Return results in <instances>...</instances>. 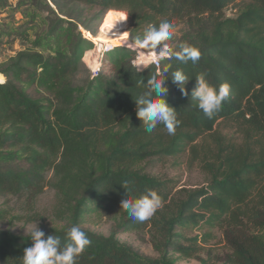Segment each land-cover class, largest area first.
<instances>
[{"label": "trees", "instance_id": "1", "mask_svg": "<svg viewBox=\"0 0 264 264\" xmlns=\"http://www.w3.org/2000/svg\"><path fill=\"white\" fill-rule=\"evenodd\" d=\"M47 1L54 4L47 5L54 15L48 34L53 37L65 25L74 33L65 49L47 53L40 49L41 39L24 37L25 45L0 62V196L32 202L53 188L55 225L42 231L45 238L59 237L63 248L68 229L79 226L91 243L77 264H175L170 255L195 257L211 228L229 249L222 264H264V0ZM230 6L234 14L227 16ZM108 11L126 15L133 42L167 18L179 34L164 43L178 50L187 42L200 50V60L181 63L166 56L158 69L150 63L137 72L131 64L135 52L120 46L93 76L82 59L93 41L78 26L94 35ZM169 64L166 99L180 124L171 135L162 124L149 133L136 116L134 99L146 90L138 82L158 76ZM176 69L189 78L187 96L172 83ZM199 73L213 86L230 85L212 118L191 95ZM220 123L233 127L239 139L217 129ZM186 148L204 175L202 186L178 187L141 166ZM149 189L161 197L162 207L147 221L132 219L121 200ZM95 212L113 221L108 235L84 227ZM3 217L0 210V221ZM198 226L207 231L183 234ZM130 230L144 231L157 256L117 238ZM30 233L0 228V264H22L24 249L33 243Z\"/></svg>", "mask_w": 264, "mask_h": 264}, {"label": "rangeland", "instance_id": "2", "mask_svg": "<svg viewBox=\"0 0 264 264\" xmlns=\"http://www.w3.org/2000/svg\"><path fill=\"white\" fill-rule=\"evenodd\" d=\"M48 4L54 8V4L47 0H0V62L14 55L16 51L21 49L22 45H25L23 44L24 37H28L29 40L41 39L44 44L40 49L45 53L66 48V39L74 33L73 28H68L65 25L59 33L53 37L50 36L48 34L50 30L49 19H53L54 15L48 12ZM232 7L225 9L227 16L234 14ZM85 16L89 17L90 14L85 13ZM102 17L96 24V34L92 35L93 39L98 37ZM124 25L122 29L111 32L112 35H104L105 41L112 44L116 42V45L113 44L114 48L120 47L119 41L125 39V36L117 35L118 33L126 32V38L130 40L128 34L129 23L127 22ZM78 30L87 34L81 26H78ZM178 34L179 27L174 29L173 36ZM142 50L147 51L149 49ZM86 51L83 52L82 59L87 67H89V63L94 67L98 59L96 57H92V60L84 59ZM110 57V53L104 56L107 60ZM216 128L232 140L237 141L239 139L235 129L226 123H220ZM141 166L145 172L153 176H165L173 179L178 187L193 188L204 184V175L198 168L197 163L191 160V153L188 148L182 150L174 157L166 156L147 160ZM47 177H51V172L47 173ZM54 203L55 191L50 186L46 187L32 202L25 197L0 196V210L4 211V217L0 221V228L5 229L9 226L14 233L28 234L33 230L35 224L39 230L54 226L55 222L52 220ZM84 227L90 228L97 233L108 235L113 227V221L95 212L87 217ZM205 231H207L205 226L201 228L198 226L183 230V234L189 236L201 235ZM210 232L211 237L205 244H202L203 249L195 257H183L177 253H172L170 259L175 264H222L229 254V249L225 246L223 237L218 230L211 228ZM117 238L121 242L132 245L143 254L153 257L157 256L148 235L144 231L136 232L130 230L120 232Z\"/></svg>", "mask_w": 264, "mask_h": 264}, {"label": "clouds", "instance_id": "3", "mask_svg": "<svg viewBox=\"0 0 264 264\" xmlns=\"http://www.w3.org/2000/svg\"><path fill=\"white\" fill-rule=\"evenodd\" d=\"M175 25L167 18L162 19L158 24L149 26L143 37H137L133 43L136 49H151L156 55L148 56L142 54L137 62V72L146 69L151 62H158L160 57L167 56L175 58L181 63L191 61L196 64L201 57L200 50L183 42L178 45V50L167 48L163 44L173 37ZM171 69L167 65L160 69L159 75L151 76L146 82L139 81L146 90L135 98L136 116L141 121L146 132L151 133L158 125H164L168 133L174 134L176 127L180 124L178 112L167 102L168 87L165 83L166 76ZM171 80L181 93L185 96V84L189 80L182 69L171 72ZM230 85L223 83L219 86L211 85L205 73H199L195 77V86L191 92L192 97L197 100L198 108L209 118H212L221 110L223 102L228 98ZM162 207V200L154 190H146L141 196L135 199L121 200V209L127 211L129 217L144 222L149 220L158 209ZM33 242L31 247L25 248L22 257V264H77V257L91 243L86 233L79 226H72L68 229V243L61 248V240L54 235H48L36 227L30 233Z\"/></svg>", "mask_w": 264, "mask_h": 264}, {"label": "built area", "instance_id": "4", "mask_svg": "<svg viewBox=\"0 0 264 264\" xmlns=\"http://www.w3.org/2000/svg\"><path fill=\"white\" fill-rule=\"evenodd\" d=\"M83 35L86 36L87 38H90L93 41V47L90 49V52H93V54L96 56V59H98V65L93 67L89 63L88 66H89V69H90L92 75L93 76H97L99 74V72H100V67H101V63H102V60H103L104 56L107 53L113 51L116 47L114 48V45L111 42H108V41L107 42H103V41H100V40L93 39L88 33L84 34V32H83ZM125 39H126L127 42L122 43V40H121V41H119L118 44H120V46H122V47H126V48H128V49H130V50L135 52V55H134V57L131 60V64L136 66L137 62H138V59H139V57L142 54L148 55V56L156 55V53H154L151 49H149L147 51H144L142 49L134 48L133 47V43L134 42L128 40L127 38H125ZM162 47H164V50H167V48H169L170 46L168 44L164 43ZM164 57H166V56L160 57L158 62H151V64H153L154 67L158 69L160 67L161 60Z\"/></svg>", "mask_w": 264, "mask_h": 264}, {"label": "bare ground", "instance_id": "5", "mask_svg": "<svg viewBox=\"0 0 264 264\" xmlns=\"http://www.w3.org/2000/svg\"><path fill=\"white\" fill-rule=\"evenodd\" d=\"M126 15L118 12H112L108 11L105 15H103L101 24L99 26V34L98 37L96 38L97 40L107 42L105 41V36L104 35H112L111 32L117 31L122 29L126 24ZM89 35L92 37V35L89 33ZM117 35H122L127 37L126 32L118 33ZM127 42L126 39L122 41V43ZM118 43V42H117ZM116 45V42L113 43ZM92 57H96L93 52H90V49L85 52V57L84 59H89L92 60ZM88 61V60H87ZM89 62V61H88Z\"/></svg>", "mask_w": 264, "mask_h": 264}]
</instances>
